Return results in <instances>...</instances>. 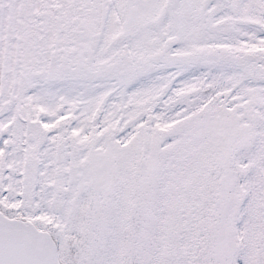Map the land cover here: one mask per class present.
Segmentation results:
<instances>
[{
  "label": "snow or ice",
  "instance_id": "snow-or-ice-1",
  "mask_svg": "<svg viewBox=\"0 0 264 264\" xmlns=\"http://www.w3.org/2000/svg\"><path fill=\"white\" fill-rule=\"evenodd\" d=\"M0 264H264V0H0Z\"/></svg>",
  "mask_w": 264,
  "mask_h": 264
}]
</instances>
